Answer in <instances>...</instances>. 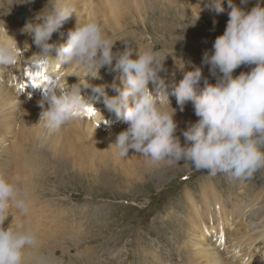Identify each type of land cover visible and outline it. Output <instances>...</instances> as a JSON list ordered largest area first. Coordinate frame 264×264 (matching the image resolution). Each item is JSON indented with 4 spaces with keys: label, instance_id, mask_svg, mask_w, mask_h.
Wrapping results in <instances>:
<instances>
[{
    "label": "clouds",
    "instance_id": "obj_1",
    "mask_svg": "<svg viewBox=\"0 0 264 264\" xmlns=\"http://www.w3.org/2000/svg\"><path fill=\"white\" fill-rule=\"evenodd\" d=\"M227 4L230 11L226 30L216 37L214 51L205 52L203 57L216 83L203 76L200 66L186 69L183 64L179 67L183 78L171 90L181 111L191 102L199 117L184 130L183 145L176 135V110L171 107L160 76L170 53L161 57L153 48L134 50L127 46V40L124 51L114 52L117 40L108 36L97 21L81 23L71 0H55L50 8L47 5L37 14L35 23L29 21L21 29L34 37L40 49L37 58L53 72L58 65H77L89 81L100 78V69L107 67L123 86L113 83L117 94L109 96L106 85L78 82L62 86L54 81L45 87L47 91L40 101L42 107L45 102L49 105L40 121L49 133H56L80 119L94 108L92 97L82 95V89L92 88L103 96L107 109L128 125L110 145L121 158L134 150L152 164L184 160L212 176L223 173L237 180L252 177L264 169V6L258 3L248 11L234 0H227ZM206 7L217 14L225 11L224 0H208ZM73 14L78 19L67 42H50ZM0 32L4 33L0 36V67H12L22 56V49L5 26ZM242 65L253 67L250 72L234 75ZM150 82L156 85L155 92L149 89ZM13 208L27 217L28 193L0 173V264H27L28 250L38 245V234L24 224L13 226ZM10 215L13 220L5 227Z\"/></svg>",
    "mask_w": 264,
    "mask_h": 264
},
{
    "label": "bare ground",
    "instance_id": "obj_2",
    "mask_svg": "<svg viewBox=\"0 0 264 264\" xmlns=\"http://www.w3.org/2000/svg\"><path fill=\"white\" fill-rule=\"evenodd\" d=\"M53 1L55 2V0ZM250 1L251 2L248 0L246 4H242L241 0H234V3L248 11L258 3L261 5L264 4V0H261V2H259V0ZM71 2L77 9L78 18L81 23L94 20L99 22L104 29L109 28V30L112 31H116V28L124 27V18L129 17V12H131L133 7L134 9L136 8L138 14H140L141 10L146 9V12L150 10L156 11L158 9L161 14L169 12L170 8H178L177 11H182L185 15L191 14V19L192 17L199 18L200 15L203 17L204 14L210 13L207 12L208 8L206 7L208 0H71ZM4 3L3 0H0V12L4 13V18L2 22H0V28L5 26L8 34L17 40L21 49H23L24 45L28 47L27 43L29 39H34V37L21 31L24 25L30 21V16L29 14L27 15V8L24 9L27 22L20 28L16 26L15 21H10L5 16V10L3 8ZM135 3L136 6L134 5ZM224 7L225 11L221 13V20H224L226 17L223 16L227 15L230 11L227 0L224 1ZM44 8L45 7L40 8L38 13ZM148 17H150V15H148ZM165 17L166 16L162 15L158 17L159 20L157 21L159 22V26L161 25V29L162 27L165 28V26H167V28L168 26L171 27V25L174 26V24L175 26L177 25L178 27L185 28L183 26L184 24L182 25L179 22L182 18L170 22L166 20L168 18L164 19ZM78 18L76 14H73L63 27L53 34L50 42L57 44L66 43L68 33L75 28ZM139 21L144 22L146 20L140 18L137 22ZM32 22L35 23L36 19L33 18ZM135 23L136 22H133V24ZM173 30L176 29L173 28ZM3 35L4 33L0 32V36ZM124 41L123 39H117L113 51H124L126 47ZM138 43L132 45L127 43V46L132 47L134 50H138V48L141 51L146 50L137 45ZM39 51L40 49L36 44L34 49L22 51V56L18 61L19 64L17 62L7 71V78L4 76L6 67H0V154L6 150H8L9 153H13L9 158L6 156L7 159L4 161L0 159V173L6 175L10 181L18 183L19 186L23 183L24 190L28 193L29 207H31L34 202L37 203L36 205L42 204V199L32 196H38L36 191L39 185H37L38 183L30 184L35 185L31 187L30 190L28 187L29 185L26 184L28 180L25 178V174L29 175L33 172V178H37L34 176L35 173L33 170L37 168L35 170L37 171L39 168L43 167V158V161L46 162L45 159L47 158L48 162L56 163L61 169L67 166H71L72 169L76 166L83 167L82 169H84L89 166L94 167L93 165L96 163L103 169L107 168V170L109 169L110 171L114 169H129L134 174L147 171V175L154 178L158 175L161 176L166 174L169 170L174 169L175 165L184 162L181 160L179 163H174L173 166L169 165L167 161L152 164L148 158L136 153L134 150H129L128 157L121 158L117 154L114 145H110L115 142L117 134L126 129L128 125L123 120L119 119L114 112H110L107 109L103 96L95 94L92 88L82 89V95L85 98L92 97V106L95 109V114L91 116L85 114L80 119L63 126L60 131L49 133L44 127V122L40 121L42 112L49 105L44 103L42 107L39 98L29 99L27 92H22L24 83L23 78H25V66L37 58L36 53ZM133 55L135 56V51ZM169 58L171 59L172 56ZM170 61L172 62V60ZM20 65H22V67ZM170 72L172 73L173 71L170 70ZM46 73L49 76H56L62 86L67 85V83L72 85L78 82L81 85H87L89 83L92 85H106V92L109 96L117 94L112 87L113 83L120 87L123 86L117 78V74L109 71L107 67L100 69V78H91L90 81L87 77V73L77 65L68 67L67 65H58L54 72L46 67ZM171 75L167 69L160 73L169 93H171L174 85L183 78V74ZM207 77L210 83H216V76L212 75L211 72L210 76ZM213 78H215V81H212ZM12 82H14L13 87L11 86ZM202 86L203 80L201 81V87ZM155 88L156 85L150 82L149 89L154 92ZM171 107L176 110L174 115V120L178 125L176 135L181 137L184 130L188 128L190 124L195 123L199 117L195 114L193 105L184 106L183 111H181L179 107H176V105ZM113 120H115L118 125L113 127ZM10 137H12V139H10ZM8 139H10V141ZM2 155L3 154L0 156ZM154 165L157 169L149 171ZM170 166L171 168H169ZM45 171L46 170L42 172ZM150 173L152 176L149 175ZM43 176L44 175H42V177ZM204 181L200 183L199 196H197L195 191L191 188H187L184 192V198L187 202V209L190 212V216L187 218V222L185 221L186 225L183 227V230H179L182 234L179 233L178 235L182 236L185 240L184 244L179 247L184 258L182 264H242V257L247 256V254L244 253L242 254L243 256L239 257L240 253H242V247L249 248L251 258L253 250L256 249L257 255L255 258L257 260H253L250 264H264V189L262 192H258L254 198L249 199L248 201L250 202L243 199L241 202L238 198L233 197V193H230L228 198H223L221 192L213 183ZM61 212L63 211L56 210V214ZM249 218L256 220L257 226L255 228L248 225L247 222ZM27 219V221L23 222H12L13 219L10 215L5 221V227L12 222L13 226L18 223L24 224L26 227H31L37 231L38 245L28 250L26 257L27 264H73V260L70 257L72 251L70 245L78 246V244L76 240L71 241L73 242L71 244L68 243L69 239L61 233V225L58 224L56 227H52L46 219L45 223L36 225L34 221L37 219L41 220V216L35 212H32V216ZM237 219L238 222H240L239 226L236 224ZM245 219L247 220L246 223ZM14 220H16V217ZM241 228L244 229V232L241 231ZM110 230H112V228L108 227L105 231L110 232ZM223 238H230V241H232L230 245L231 248L227 251L228 255L221 254V248H226ZM261 246L263 247L262 250L260 249ZM253 247L255 248L252 250ZM90 250L89 248L79 250L77 251V255H86L85 253H88ZM58 253H60V255H58ZM150 254L155 259L151 264H169V261H166L168 263L165 261L161 262L158 253L150 251Z\"/></svg>",
    "mask_w": 264,
    "mask_h": 264
},
{
    "label": "rangeland",
    "instance_id": "obj_3",
    "mask_svg": "<svg viewBox=\"0 0 264 264\" xmlns=\"http://www.w3.org/2000/svg\"><path fill=\"white\" fill-rule=\"evenodd\" d=\"M3 1L5 2L3 6L5 16L8 20L15 21L16 26L20 28L23 24L17 16L19 10L27 8V15L29 14L30 21H32L33 18H36L40 8L47 5L50 8L54 2L53 0ZM249 2L251 1L249 0ZM134 5L136 6V3ZM177 10L178 8H170L169 12L160 14L159 10L157 12L153 10L146 12V9L141 10L140 15L133 7L129 12V17L124 18L123 28H116V31L109 30V28L104 30L105 32L108 30L106 34L113 40H127L129 45L139 42L137 45L143 47V49L153 48L154 51H159L161 57L170 53L165 60V69L169 71L170 75L172 74L171 76L183 74L179 68H182L183 64L186 69L200 66L203 75L205 77L210 76V65L203 63L204 53L214 51L215 39L226 30L229 15L227 13L223 16L226 18L221 20L222 14H217L208 9L207 12L210 13L204 14L203 17L200 15L199 18L192 17L191 19V14L185 15L184 12ZM3 15L4 13L0 12V22L4 18ZM159 15L166 16L164 19L168 18L166 20L170 22L182 18L179 22L182 25L184 24L183 26L186 29L175 26V24L161 29V25L159 26L157 21ZM140 18H144L146 21L137 22ZM133 22L136 23L133 24ZM173 28L176 30H173ZM170 56H172L171 59ZM252 67L242 65L235 70L234 75L238 76L241 72H250ZM10 68L6 67L5 78H7L6 73ZM170 70L173 72L171 73ZM217 74L220 75L219 72ZM212 81H215V78ZM13 85L14 82L11 83L12 87ZM170 94L169 100L171 106H173V98ZM188 105H192V103L188 102L185 106ZM176 107H179L177 103ZM10 139L8 140L10 141ZM179 139L182 145L186 142L183 135ZM1 154L3 155L0 156V159L4 161L13 153L6 150ZM6 156L8 157L6 158ZM43 160V167L37 171H35L37 168L33 170L36 174L34 176L37 178H33V172H30L29 175L25 174V178L28 180H26L28 182L26 184L29 185L30 190L31 187L35 186L30 184L38 183L39 189L37 188L36 191L38 196H32L41 198L42 204L36 205L37 203L34 202L29 207L30 212L27 217L13 208L12 212L16 217V220L13 221H27V218L32 216V212H35L41 216V220L34 221L36 225L45 223V219L52 227H56L58 224L61 225V233L69 239L68 243L71 244L73 243L71 241L76 240L78 244V246L70 245L72 248L70 257L73 264H151L155 259L150 251L158 253L161 262L169 261V264H182L184 258L179 247L184 244L185 240L178 235L179 233L182 234L180 231L183 230L187 218L190 216L184 198V192L187 188H191L199 196L200 183L205 180L204 182L213 183L221 192L223 198H228L229 194L233 193V197L238 198L241 202L242 199L248 201L254 198L258 192H262L264 189V169H260L250 178L237 180L231 179L223 173L212 176L207 170H197L191 162L183 160L182 164L175 165V168L169 170L166 174L154 178L149 177L147 171L138 174H134L129 169L110 171L107 168L103 169L96 163H94V167L89 166L84 169L77 166L73 169L71 166L61 169L56 163L48 162L47 158L45 159L46 162ZM169 165L173 166L174 163ZM155 169L157 168L154 165L149 171ZM44 170H46V173L42 172ZM42 175L44 176L42 177ZM22 184H20V187L24 189ZM56 210H62L63 212L56 214ZM247 223L252 228L257 226L256 220L252 218H249ZM236 224L237 226L240 224L238 219ZM108 227L112 228L110 232L105 231ZM241 231L244 232V229L241 228ZM231 244L232 241L226 244V248H221L222 255H228L227 251L231 248ZM86 248L91 249L88 253H85L86 255H77V251ZM260 249L262 250L263 247L261 246ZM241 252L239 257L243 256L244 253L247 254L246 257H242V264H250L253 260H257L255 258L257 255L256 249L252 252V258L248 247H242Z\"/></svg>",
    "mask_w": 264,
    "mask_h": 264
},
{
    "label": "snow or ice",
    "instance_id": "obj_4",
    "mask_svg": "<svg viewBox=\"0 0 264 264\" xmlns=\"http://www.w3.org/2000/svg\"><path fill=\"white\" fill-rule=\"evenodd\" d=\"M40 63H43V62H40ZM27 75H29V77H32L34 75L35 76H40V75H43V73L39 72V71L33 73V72L30 71V72L27 73ZM87 114L90 115V116L94 115L95 114V109L94 108H89Z\"/></svg>",
    "mask_w": 264,
    "mask_h": 264
},
{
    "label": "water",
    "instance_id": "obj_5",
    "mask_svg": "<svg viewBox=\"0 0 264 264\" xmlns=\"http://www.w3.org/2000/svg\"><path fill=\"white\" fill-rule=\"evenodd\" d=\"M19 16L22 18V20H24V22H26L27 16L25 15V11L23 9H21L18 12Z\"/></svg>",
    "mask_w": 264,
    "mask_h": 264
}]
</instances>
